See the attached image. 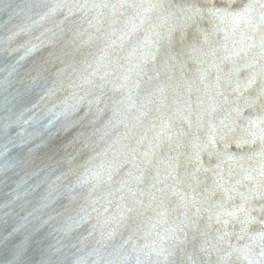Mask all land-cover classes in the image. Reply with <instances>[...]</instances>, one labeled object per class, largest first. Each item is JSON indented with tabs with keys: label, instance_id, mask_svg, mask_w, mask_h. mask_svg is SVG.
Instances as JSON below:
<instances>
[{
	"label": "water",
	"instance_id": "water-1",
	"mask_svg": "<svg viewBox=\"0 0 264 264\" xmlns=\"http://www.w3.org/2000/svg\"><path fill=\"white\" fill-rule=\"evenodd\" d=\"M0 264H264V0H0Z\"/></svg>",
	"mask_w": 264,
	"mask_h": 264
}]
</instances>
